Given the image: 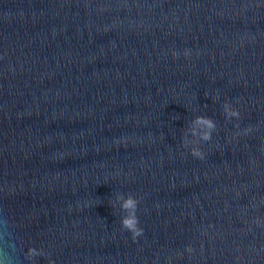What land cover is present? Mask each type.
Segmentation results:
<instances>
[{"label":"water","instance_id":"1","mask_svg":"<svg viewBox=\"0 0 264 264\" xmlns=\"http://www.w3.org/2000/svg\"><path fill=\"white\" fill-rule=\"evenodd\" d=\"M49 260L264 264V0H0V264Z\"/></svg>","mask_w":264,"mask_h":264},{"label":"clouds","instance_id":"2","mask_svg":"<svg viewBox=\"0 0 264 264\" xmlns=\"http://www.w3.org/2000/svg\"><path fill=\"white\" fill-rule=\"evenodd\" d=\"M177 53L173 52V56L175 57ZM183 55L185 57H188L190 55L189 50H185ZM223 113L225 115L226 119L236 117L239 118L240 113L238 109L235 107H232L227 101L223 103ZM192 123L196 126H198L200 129H202L199 132V141H208L211 139L212 132L216 129V124L208 116L204 115H196L192 119ZM249 129H244L245 132H247ZM192 135L196 136L197 132L195 129L192 130ZM183 145L187 146L186 139L183 138L182 140ZM195 144L194 146L190 147L189 153L196 158H199L201 160L204 159L205 153L201 150L200 147ZM120 200L119 208L121 210V216H120V226L122 229L128 231L131 234V238L133 241L136 240L138 236H141L143 234V229L139 227V219L137 217V208L139 201L136 197H134L131 194H119L117 197ZM187 252H191L192 248L186 247L185 249ZM41 255V252L38 251L36 248L29 247L26 253V256L31 259L35 256ZM49 264H53L51 260H49Z\"/></svg>","mask_w":264,"mask_h":264}]
</instances>
